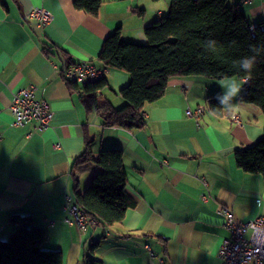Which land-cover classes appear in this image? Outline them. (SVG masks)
Segmentation results:
<instances>
[{"label": "crops", "instance_id": "0c3cea01", "mask_svg": "<svg viewBox=\"0 0 264 264\" xmlns=\"http://www.w3.org/2000/svg\"><path fill=\"white\" fill-rule=\"evenodd\" d=\"M227 2L252 25L264 23V0ZM170 3L102 0L92 17L75 10L73 0H0V239L14 229L10 218L17 214L31 216L45 230L44 247L62 252L63 264H80L93 241H99L92 254L97 264H219V248L228 236L220 207L241 221L264 215V182L243 173L233 157L263 135L261 110L241 101L244 85L239 106L215 115L206 99L216 97L226 79L174 77L165 94L145 107L141 124L127 129L106 127L65 83L61 70L66 65L88 61L106 70L97 101L121 107L117 91L130 78L98 62L101 45L117 29L124 41L146 43L144 28L165 16ZM35 7L51 14L42 28L27 17ZM47 45L54 54L44 53ZM30 85L53 110L44 132L34 131L32 124L12 125L13 94ZM198 106L204 114L197 126L185 110ZM85 137L94 154L107 148L122 152L126 191L134 204L123 223L109 228L81 231L65 222L70 216L64 196L72 198L70 167ZM99 171L93 164L80 175L81 194Z\"/></svg>", "mask_w": 264, "mask_h": 264}, {"label": "trees", "instance_id": "16d2710c", "mask_svg": "<svg viewBox=\"0 0 264 264\" xmlns=\"http://www.w3.org/2000/svg\"><path fill=\"white\" fill-rule=\"evenodd\" d=\"M101 4L102 0H73L75 10L92 17L98 16ZM144 34L146 43L129 42L121 39L117 29L103 41L98 53L97 60L103 67L129 75V83L117 91L124 101L121 107L97 101L96 92L105 86L104 80L80 86L64 79L68 89L79 94L87 112L94 109L106 127L132 129L141 124L145 107L165 94L169 80L174 77L197 76L214 80L245 77L234 62L252 55L250 46L264 45V23L252 25L239 7L227 0H171L167 14L146 26ZM206 39L218 42L216 51L205 48ZM52 48L47 45L43 51L46 55L54 54ZM241 101L257 106L264 121V53L257 58ZM206 102L215 115L222 113L223 107L215 97H207ZM233 157L243 173L258 175L264 182V122L262 137L248 147L235 150ZM93 164L100 171L81 194L80 175ZM69 175L72 202L87 217L103 228L123 223L126 211L134 202L126 191L120 149L107 148L94 154L92 141L85 137L83 151L72 161ZM10 223L14 229L7 238L0 239V264L64 263L62 252L44 247L45 230L31 216L15 214ZM98 245L99 241H93L85 247L80 264H97L92 254Z\"/></svg>", "mask_w": 264, "mask_h": 264}, {"label": "built area", "instance_id": "2783aa9c", "mask_svg": "<svg viewBox=\"0 0 264 264\" xmlns=\"http://www.w3.org/2000/svg\"><path fill=\"white\" fill-rule=\"evenodd\" d=\"M27 17L30 22L41 28L51 20V14L40 7L33 8ZM105 72V69L94 67L84 60L68 64L61 70L66 80L80 86L96 84L104 80ZM247 85L248 81L244 84V88ZM35 92L36 87L30 85L13 94L9 105L12 125L23 128L32 124L34 131L44 132L51 127L53 110L45 99L37 98ZM203 114L204 109L199 106L185 110V116L193 119L197 126ZM58 147L59 144L54 145L55 149ZM203 184L206 185L204 181ZM201 199L206 200L207 195H202ZM64 201L70 216L65 219L66 224L76 225L81 231H85L88 227L99 226L96 220L87 217L82 209L72 202L70 196H64ZM218 214L223 217L222 227L228 233L219 248V264H264V215L241 221L231 209L224 206L220 207Z\"/></svg>", "mask_w": 264, "mask_h": 264}, {"label": "clouds", "instance_id": "9594fccd", "mask_svg": "<svg viewBox=\"0 0 264 264\" xmlns=\"http://www.w3.org/2000/svg\"><path fill=\"white\" fill-rule=\"evenodd\" d=\"M203 43L206 49L211 51L217 50L218 42L216 40L206 39ZM250 51L253 53L252 55L245 56L234 62L246 74L245 77L240 79L226 78V81L222 85V91L217 93L215 97L218 104L226 110H232L239 106L236 103V99L239 97L243 85L251 78L257 58L264 53V45H252L250 46Z\"/></svg>", "mask_w": 264, "mask_h": 264}, {"label": "rangeland", "instance_id": "374dc122", "mask_svg": "<svg viewBox=\"0 0 264 264\" xmlns=\"http://www.w3.org/2000/svg\"><path fill=\"white\" fill-rule=\"evenodd\" d=\"M208 79V78H207ZM211 81H215L214 79H211Z\"/></svg>", "mask_w": 264, "mask_h": 264}]
</instances>
